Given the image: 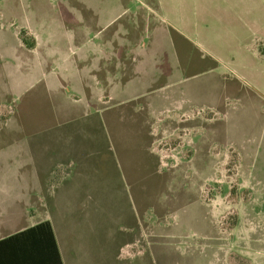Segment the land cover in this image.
<instances>
[{"label": "rangeland", "instance_id": "obj_1", "mask_svg": "<svg viewBox=\"0 0 264 264\" xmlns=\"http://www.w3.org/2000/svg\"><path fill=\"white\" fill-rule=\"evenodd\" d=\"M79 38L94 41L90 51L113 40L105 69L118 73L112 82L96 71L106 84L103 106L72 102L82 94L62 79L54 90L44 85L60 61L80 56ZM147 42L148 81L135 89L148 83V94L130 99L129 81L145 71L134 51ZM203 51L160 18L157 0H0V194L16 206L24 180H40L44 197L49 186L56 212L67 215L55 221L68 264H264V96ZM36 64L43 84L17 83ZM167 78L179 80L168 87ZM23 84L22 96L9 88ZM177 102L195 122L180 123ZM96 108L104 154L88 133L97 131L87 120ZM57 151L70 171H35ZM79 182L80 204L69 194Z\"/></svg>", "mask_w": 264, "mask_h": 264}, {"label": "crops", "instance_id": "obj_2", "mask_svg": "<svg viewBox=\"0 0 264 264\" xmlns=\"http://www.w3.org/2000/svg\"><path fill=\"white\" fill-rule=\"evenodd\" d=\"M157 1L160 18L166 24L173 26L202 49V51H207L210 58L217 64V69L221 70L224 75L230 76L233 81L240 82L248 89L254 90L258 94L264 96V0ZM33 32L37 38H43L39 31L35 30ZM98 33L99 31L97 34ZM75 39L77 38H72L70 43H74ZM101 39L102 40L96 44L98 50L90 51L88 45L94 41L89 40V38H82V40L79 38L82 44L80 47V56H72L73 60L68 61V64L60 61L66 56V51L62 50V47L61 50L58 51L61 69L53 67L51 72H47L50 78H48L47 81L44 78V85L48 86L49 90H54L53 87L56 85L60 86V79H62L66 86L69 85V82L72 84L75 92L80 95L82 94V99L72 102L80 101L85 108L101 106V102H103L101 100L107 96L101 95L106 84L103 85V75H100V72H102V68L105 69L108 59H114V56L108 57L109 53L106 51V49H108L106 43H111L113 40H107V38ZM45 40L46 38H43V41ZM46 43L47 42H44V44ZM47 45L49 46L51 43L49 42ZM148 52V42L145 43L144 46L142 44L134 51L132 60H134L135 63H142L138 55L141 53L143 54L145 71L142 72L141 78L135 79L134 77L129 81L130 99L148 94V83L146 85L144 82L146 89H142L141 91L135 89L136 80L140 82H142V80L148 81V72H146V68L150 62L148 58L152 55H148ZM39 70L40 67L36 64L34 71L29 72L30 74H18V77L22 76L23 81L28 80L29 84L34 78L41 82L43 77L40 76L41 72ZM98 70L101 71L97 74L96 71ZM105 70L108 76H111V81L113 76L118 73V69ZM139 73H136V75ZM22 77L17 83L22 82ZM178 80L179 79L167 78L168 87L170 83L178 82ZM29 84H23V89L21 90H18L17 87L9 88L11 91L16 92L17 95L22 96ZM41 84H43V82H41ZM111 86L112 83L107 87L108 91ZM109 95H113L112 92H110ZM177 106L184 107L182 104H178ZM177 110V112H183V120L180 123L186 121L195 122L193 119L184 118L186 116L190 117L187 107ZM102 111L103 109L100 111L99 108H96L92 114H90L91 116H82L87 117L88 121L91 119L97 122L96 132L85 131L98 135L99 139L96 142L97 145L94 146L93 144V148L99 151L101 150L104 154V145L100 147L98 145L99 140L102 141L104 139V142H106L104 120L101 114ZM165 114H167V116L170 115L169 111ZM85 117L82 118L84 119ZM196 117L198 122H200V114L196 115ZM192 130H194L193 125L187 128V134L190 135ZM74 133L78 135L76 130ZM53 156V162L45 165L47 163L46 160L42 161L44 166L35 168V171L39 170V168L52 172L63 170L70 171L69 159L63 157V152L60 153L57 151ZM52 163L53 165L51 166ZM86 168L87 167L82 166L80 171L86 170ZM53 177H55V175ZM55 178H58V176ZM65 178L68 177L59 179L65 180ZM23 182V192L25 191V193L20 197L19 205H8V203L4 202L0 194V264H59L57 260V247L62 259V264H68L65 254L67 250L62 244L57 227L58 225L55 221V219L59 220L58 217L67 219V215L64 213H57L62 211H57L56 203L50 201L49 197L53 192L49 190L48 185H46L48 189L44 197L40 188L42 185L40 180H24ZM85 187L84 182L77 183L76 188H73L69 192L70 198L74 202L78 201L80 204L79 200L84 196L83 192ZM47 198H49L51 206L47 204ZM46 207H48L49 214L47 210H45V212L41 211V208L46 209ZM54 211L57 212L55 213ZM45 221L51 223L54 241L47 228L19 234ZM13 236L15 237L9 239Z\"/></svg>", "mask_w": 264, "mask_h": 264}, {"label": "trees", "instance_id": "obj_3", "mask_svg": "<svg viewBox=\"0 0 264 264\" xmlns=\"http://www.w3.org/2000/svg\"><path fill=\"white\" fill-rule=\"evenodd\" d=\"M41 228H47L49 230V232H50V235H51L52 240L54 241V233H53V230H52L51 223L49 221L42 222V223H40V224H38V225H36L34 227H31V228H29V229H27V230L19 233V234H23V233H27V232L30 233V232H33L35 230L41 229ZM14 237L15 236H13V237H11L9 239H12ZM57 260H58L59 264H62V259H61V256H60L58 247H57Z\"/></svg>", "mask_w": 264, "mask_h": 264}]
</instances>
